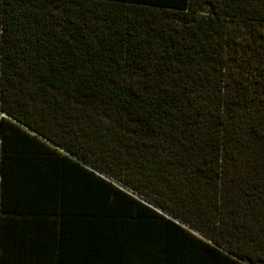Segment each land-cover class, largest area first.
<instances>
[{"label":"trees","instance_id":"16d2710c","mask_svg":"<svg viewBox=\"0 0 264 264\" xmlns=\"http://www.w3.org/2000/svg\"><path fill=\"white\" fill-rule=\"evenodd\" d=\"M141 3V47L163 76L179 70L202 88L214 61L221 73L233 68L242 102L212 123L230 128L244 187L221 199L211 173L190 172L175 141L155 138L171 100L154 98L150 112L134 79L102 67L103 84L65 77L63 62L48 59L62 33L42 34L41 5L0 0V264H264V191L251 183L264 178V9L259 0ZM145 83L156 92L160 81Z\"/></svg>","mask_w":264,"mask_h":264},{"label":"snow or ice","instance_id":"6c2138e0","mask_svg":"<svg viewBox=\"0 0 264 264\" xmlns=\"http://www.w3.org/2000/svg\"><path fill=\"white\" fill-rule=\"evenodd\" d=\"M240 2L243 6L242 0ZM35 3H39L46 14L42 34L46 35L53 30L62 33L54 41L55 48L59 51L50 54L48 59L63 62L65 77L74 72L83 82L100 76V83L103 84L102 67L109 78L115 77L120 81L132 78L140 86L139 90L133 89L137 91L138 97L145 96L149 99L150 112L154 111V98H160L155 101L158 104L167 97L172 102L163 109L167 119L159 116L155 119L152 129L156 134L155 138L161 143L165 140L175 141V150L183 153L182 160L187 157L185 163L189 164L190 172L211 173L219 181L212 191L219 193L221 199L231 196L236 184L244 187L243 181L248 179V168L231 147L232 141L227 135L230 128L220 121L224 129L221 131L212 123L213 119L223 116L226 110H234L242 102L233 98L237 92L233 68L226 67L225 72L221 73L214 61L213 71L207 76L202 88L196 87L198 81L183 83L187 73L182 75L179 70L175 74L169 72L167 77L163 76L149 62L148 55L141 47L142 38L139 34L144 27V6L141 0H27L28 6ZM259 3L261 8L257 9L258 12L264 9V0H259ZM114 9H123V16L119 12L114 13ZM26 20L27 18L21 21L25 27ZM35 35L33 32L32 36ZM260 35L264 37V32ZM6 38L4 25L0 22V49ZM22 38V35L17 36L18 40ZM146 43L151 48L152 41L148 40ZM93 52L102 61L99 67L91 55ZM224 60L227 65L226 56ZM168 64L179 69V64L174 60L169 59ZM44 66L47 67V64ZM4 67V58L0 56V78L4 76ZM36 74L42 75L40 72ZM174 79L181 82L179 86L173 85ZM157 80L160 81L156 84L157 91L152 92V84L145 81ZM93 86L88 85L89 91ZM261 87L264 88V84ZM260 99L264 101V94ZM76 107L72 106L73 113ZM261 107L264 108V104ZM225 119L229 120V124L233 123L229 117L226 116ZM261 135L264 137V133ZM148 139L149 137H145L142 142H147ZM251 183H260L261 190L264 191V178ZM3 218L4 214L0 213V223ZM259 259L264 261V256Z\"/></svg>","mask_w":264,"mask_h":264},{"label":"crops","instance_id":"0c3cea01","mask_svg":"<svg viewBox=\"0 0 264 264\" xmlns=\"http://www.w3.org/2000/svg\"><path fill=\"white\" fill-rule=\"evenodd\" d=\"M0 153H1V138H0Z\"/></svg>","mask_w":264,"mask_h":264}]
</instances>
